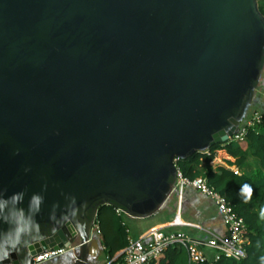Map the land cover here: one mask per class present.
Wrapping results in <instances>:
<instances>
[{
	"label": "water",
	"instance_id": "obj_1",
	"mask_svg": "<svg viewBox=\"0 0 264 264\" xmlns=\"http://www.w3.org/2000/svg\"><path fill=\"white\" fill-rule=\"evenodd\" d=\"M263 69L259 0H0V191L44 197L40 238L4 264H91L99 208L157 213L176 160L237 134Z\"/></svg>",
	"mask_w": 264,
	"mask_h": 264
},
{
	"label": "trees",
	"instance_id": "obj_2",
	"mask_svg": "<svg viewBox=\"0 0 264 264\" xmlns=\"http://www.w3.org/2000/svg\"><path fill=\"white\" fill-rule=\"evenodd\" d=\"M259 8L264 14V9L261 6ZM254 111H264V109H257L252 103L241 127L247 126L246 122ZM221 149H225L228 155L235 159L233 162H227L230 167L233 165L241 166L245 162V153L248 149L253 150L254 156L260 160L261 166L250 175L239 174L228 166H221L216 170L210 168L204 176L201 171L202 162L211 161L216 151ZM176 166L181 174L189 180L205 178L210 186L225 197L236 213L243 217L246 224L242 235L246 250L245 258L237 261L210 249L206 250L208 261L204 264H262L261 258L264 257V218L261 219L255 212V208L264 209V126H261L259 130L247 126L242 140L215 144L207 152H196L186 159H178ZM186 187L193 188L190 185ZM249 187L251 188L250 198ZM171 196L170 198L177 196V191L173 192ZM118 209L114 205L105 204L98 210L95 224L103 256L99 264L105 261L106 256L116 257L117 261L121 260L122 251L129 245L130 240L134 239L126 219L128 216L124 213H118ZM217 255L218 258L216 259ZM146 264L191 263L187 249L174 244L167 246L156 258Z\"/></svg>",
	"mask_w": 264,
	"mask_h": 264
},
{
	"label": "built area",
	"instance_id": "obj_3",
	"mask_svg": "<svg viewBox=\"0 0 264 264\" xmlns=\"http://www.w3.org/2000/svg\"><path fill=\"white\" fill-rule=\"evenodd\" d=\"M246 125L257 130L264 126V111H254L248 118ZM241 127L230 141L237 142L245 136L246 127ZM177 161V160H176ZM190 185L208 196L215 203L216 208L226 224V236H212L207 239L193 237L185 232H165L161 228L152 229L137 239H131L129 245L122 251L121 260L106 256L102 264H146L156 258L167 246L179 245L187 249L191 264H204L208 261L206 250H216L219 254L241 261L246 257L243 232L246 228L243 217L239 216L225 197L207 183L205 178L189 180L185 178L177 167V180L173 189L179 194L185 186ZM118 213H124L118 209ZM64 249L47 250L34 256V263L41 264L64 252ZM218 258V255L216 259Z\"/></svg>",
	"mask_w": 264,
	"mask_h": 264
},
{
	"label": "crops",
	"instance_id": "obj_4",
	"mask_svg": "<svg viewBox=\"0 0 264 264\" xmlns=\"http://www.w3.org/2000/svg\"><path fill=\"white\" fill-rule=\"evenodd\" d=\"M259 6L264 9V0H259ZM253 104L257 109H264V69L260 85H258L254 95ZM234 160L225 149L217 150L211 161L208 163L202 162V174L205 176L210 168L216 170L221 166H228L227 162H233ZM260 166V160L254 156L253 150L248 149L245 153V162L241 166L228 167L239 174L250 175ZM175 191L177 190L173 189V192ZM262 210L264 209L255 208V212L260 217ZM139 219H141L137 220L139 224L145 225L146 229H140L137 238L156 228H161L165 232H185L201 239H207L214 235L226 236L227 234L226 224L212 199L191 187L184 188L181 194L177 191V196L168 199L165 205L154 215ZM261 219L263 218L261 217ZM92 238L98 240L96 224L92 230ZM71 252L72 254H67L66 261L61 264L73 263L77 250H71ZM89 257L92 258L89 259L91 264H99L102 261V247L100 244L99 246H92Z\"/></svg>",
	"mask_w": 264,
	"mask_h": 264
},
{
	"label": "clouds",
	"instance_id": "obj_5",
	"mask_svg": "<svg viewBox=\"0 0 264 264\" xmlns=\"http://www.w3.org/2000/svg\"><path fill=\"white\" fill-rule=\"evenodd\" d=\"M19 150H17L18 152ZM29 169L25 168V172ZM249 198L251 188H248ZM24 193L22 191L13 192L6 195L0 191V224L6 227H0V264L9 260L13 253H20L28 248L35 240L40 238V225L36 220L37 214L41 210L44 197L39 193H33L29 198L27 209L23 207ZM75 205V197L71 198L61 219L68 221L70 216L74 217L78 209ZM264 218V210L261 212ZM56 224L54 216L50 217ZM91 260L92 258L89 257ZM262 264H264V257Z\"/></svg>",
	"mask_w": 264,
	"mask_h": 264
},
{
	"label": "rangeland",
	"instance_id": "obj_6",
	"mask_svg": "<svg viewBox=\"0 0 264 264\" xmlns=\"http://www.w3.org/2000/svg\"><path fill=\"white\" fill-rule=\"evenodd\" d=\"M127 222H128V225H129V228H130V233H131V236L134 238V239H137V236H138V233H139V230L140 229H146V226L145 225H140L139 222L137 220H141L139 218H132V217H127ZM67 254H72L71 251L69 250H65L62 254L60 255H57L49 260H46L43 262V264H61V263H64L66 261V255Z\"/></svg>",
	"mask_w": 264,
	"mask_h": 264
}]
</instances>
